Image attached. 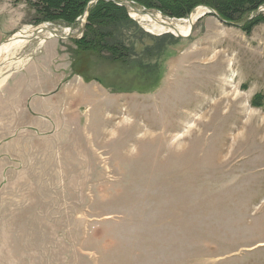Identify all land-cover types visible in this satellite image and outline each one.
I'll list each match as a JSON object with an SVG mask.
<instances>
[{"label": "rangeland", "instance_id": "1", "mask_svg": "<svg viewBox=\"0 0 264 264\" xmlns=\"http://www.w3.org/2000/svg\"><path fill=\"white\" fill-rule=\"evenodd\" d=\"M128 1L178 24L206 12L176 36L126 9L129 24L100 28L116 55L75 43L87 10L64 25L39 0H0V43L44 23L64 36L52 59L33 37L0 79V264H264V150L230 164L258 163L243 173L258 184L219 169L264 127V3L230 21ZM38 80L57 83L34 98Z\"/></svg>", "mask_w": 264, "mask_h": 264}, {"label": "trees", "instance_id": "2", "mask_svg": "<svg viewBox=\"0 0 264 264\" xmlns=\"http://www.w3.org/2000/svg\"><path fill=\"white\" fill-rule=\"evenodd\" d=\"M91 0H39L37 10L41 12L42 21L57 22L70 25L76 18L88 11L85 29L80 38L75 40L80 50L85 52H104L114 49L116 55H120L119 44L112 42L109 47L108 35L113 36L112 31L101 32L102 24L112 23V30L124 27L131 22L125 7L119 6L113 1L96 0L89 5ZM146 8L157 9L163 14L171 17H184L189 14L195 6L203 4L211 7L218 15L227 20H234L254 10L264 0H131ZM106 28V26H105ZM88 33L91 34L88 37ZM120 44L122 43L119 42ZM123 47V44H121ZM119 53V54H118Z\"/></svg>", "mask_w": 264, "mask_h": 264}, {"label": "bare ground", "instance_id": "3", "mask_svg": "<svg viewBox=\"0 0 264 264\" xmlns=\"http://www.w3.org/2000/svg\"><path fill=\"white\" fill-rule=\"evenodd\" d=\"M201 8L202 9L200 10L197 9L194 13L190 14L189 17L181 19L183 24H178L176 22H173L172 20L169 21L166 18L162 17L160 14H156V15H151L149 13L139 14L133 11L131 15L135 18H138L150 31H154V32L166 31V32H171L176 36H187L190 35L193 22L196 20V18L202 13L204 14L206 12V9L204 7ZM36 30H38L37 33H35ZM68 30L69 29H64L63 34L68 35L67 33ZM33 37L34 38L40 37L38 40V46L36 47L38 48L43 44L44 40H46L47 38L64 37V36H60V32H58L56 29L54 30L51 27H49V24L47 23H44L35 28H32L29 25L23 26L19 31L15 32L10 37L6 38L4 41L0 43V57L4 55L1 58L2 61L0 62V79L1 77L3 78L2 80L7 78V75L10 72V70L17 69L18 66H21L24 60L22 56H17V57L14 56L12 57L13 58L12 60V58L7 57V55L12 52H15L19 47L28 43L29 40H31ZM0 82L2 81L0 80ZM262 129H264V127H261V125H259L257 128H254L253 130H249L247 132L245 131L243 136L240 135L239 138H236L234 140L233 148L230 152L228 159L229 162L224 165L223 163H220L219 166V169L221 168V172L223 171L221 173L222 177L224 175H226L227 177L236 176V179L239 182L245 181L247 178H249L247 176L243 177V173L248 168L254 167L258 163H253L249 159L250 162H248L247 160L242 164H238V165L235 164L230 165V164L231 161L238 156L249 155V157H254L257 154L261 153L260 149L264 150V134L261 135ZM250 180L253 181V184H258L255 179H250Z\"/></svg>", "mask_w": 264, "mask_h": 264}, {"label": "crops", "instance_id": "4", "mask_svg": "<svg viewBox=\"0 0 264 264\" xmlns=\"http://www.w3.org/2000/svg\"><path fill=\"white\" fill-rule=\"evenodd\" d=\"M59 41H57L54 38H48L46 39L42 46L40 47V50L38 54L42 57L43 55L46 58L52 59L54 56H56L59 52ZM42 61V60H41ZM45 62H47L45 59H43L42 63L39 64L41 70L39 72H34V75H37L38 77L45 72L52 73V70H47V66L45 65ZM40 63V62H39ZM54 73V72H53ZM57 83V80L54 82V86H51L50 83L43 80H38L35 82V85L33 87V97H46L52 90H54V87Z\"/></svg>", "mask_w": 264, "mask_h": 264}, {"label": "water", "instance_id": "5", "mask_svg": "<svg viewBox=\"0 0 264 264\" xmlns=\"http://www.w3.org/2000/svg\"><path fill=\"white\" fill-rule=\"evenodd\" d=\"M106 1H113V2L116 3L117 5L125 7L127 10L135 11V12H137V13H139V14H144V11H145L144 9H143V10H138V9L133 8V4H132V2H130V1H128V0H106ZM207 8H208V7H207ZM209 10H210V12L215 13V11L212 10L211 8H209ZM70 28H71V27H70ZM37 32H38V30L35 31V33H37ZM35 36H36V34H35ZM35 36H34V37H35ZM58 38H63V37H58Z\"/></svg>", "mask_w": 264, "mask_h": 264}]
</instances>
